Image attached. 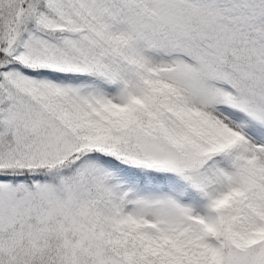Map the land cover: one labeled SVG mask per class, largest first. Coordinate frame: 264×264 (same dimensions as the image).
Instances as JSON below:
<instances>
[{
	"label": "snow or ice",
	"instance_id": "6c2138e0",
	"mask_svg": "<svg viewBox=\"0 0 264 264\" xmlns=\"http://www.w3.org/2000/svg\"><path fill=\"white\" fill-rule=\"evenodd\" d=\"M0 264H264V0H0Z\"/></svg>",
	"mask_w": 264,
	"mask_h": 264
}]
</instances>
